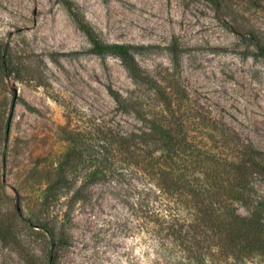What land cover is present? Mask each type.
Here are the masks:
<instances>
[{
  "label": "rangeland",
  "instance_id": "1",
  "mask_svg": "<svg viewBox=\"0 0 264 264\" xmlns=\"http://www.w3.org/2000/svg\"><path fill=\"white\" fill-rule=\"evenodd\" d=\"M69 2L104 41L133 45L153 81L135 80L115 54L93 52L63 0H0V264L234 261L213 219L229 208L252 210L209 174L226 156L264 163V0ZM108 87L128 97L127 110ZM159 122L184 138L173 174L187 192L159 188L138 173L161 166ZM101 129L134 134L140 192L123 203L95 180L89 199L69 209L71 190L52 199V173L72 134L97 146ZM92 168L100 169L97 159ZM249 189L264 196V174ZM30 222L54 228L55 242Z\"/></svg>",
  "mask_w": 264,
  "mask_h": 264
},
{
  "label": "trees",
  "instance_id": "2",
  "mask_svg": "<svg viewBox=\"0 0 264 264\" xmlns=\"http://www.w3.org/2000/svg\"><path fill=\"white\" fill-rule=\"evenodd\" d=\"M63 2L72 20L88 37L93 52L97 54H115L122 60L124 66L135 80L153 81L148 77L149 75L144 74V71L139 66L132 50L133 45L123 42L104 41L92 24L80 13L77 6H73V3L69 2V0H63ZM171 57L172 61L175 62L176 58L173 50ZM153 88L158 90L160 97L166 99L165 89H157L156 86H153ZM108 91L124 110L128 109L130 103L127 96H123L111 87H108ZM162 125L161 122L158 123V127L163 133L165 145L161 148V154L156 156V158H161L158 162L162 167L159 166L160 168L157 171H139L138 173L143 175V177L144 175L151 176V181L159 188L180 189L183 192H187L186 189L175 186L180 179L173 174V163L175 162L173 160L175 156L173 155H175V150L179 151L180 147L183 146L184 138L179 136L180 134L175 128L165 129ZM99 133L101 143L97 144V146L94 141H80L72 134L71 138H69L68 150L60 159L57 169L52 173V199L60 198L65 192L71 190L68 198L69 209L75 203H83L89 199L88 186L95 180L101 179L104 184L108 185L105 189H109L123 203H129L132 200L129 197L132 191L139 190L138 192H140L138 183L134 180L135 176H133L135 175L133 169L140 164L136 163L133 160V156L130 155V149L136 145L134 134L120 131L112 136L108 130L102 129ZM144 134L150 136L151 132H144ZM163 150L166 152L170 151L172 157L164 153ZM96 159L99 161L100 169L92 168ZM80 162L84 163L86 168L83 170L81 167L80 169L83 172L78 174V164ZM216 164L219 170L209 174L211 182L219 186L223 185L224 190L228 191L230 198L245 201V204H249L252 210L248 215H244L236 213L229 208L225 214H217L213 219V227L215 230L217 229L221 236L224 251L227 252V256L231 255L234 259V261L224 262L223 264H241L248 258H256L258 264H264V196H260L257 190L250 191L249 189L253 177L264 174V163L248 155L246 157L226 156L222 158L221 162L219 161ZM78 175H81V177L79 178ZM78 181H80V184H77ZM247 190L252 194L246 200H243ZM139 201L140 198L138 199ZM193 210L200 218H203L202 214L206 212L194 207ZM213 212L211 213L213 214ZM169 215L171 219L178 217L177 212H170ZM30 223L33 226L44 229L52 237L51 241L55 242L56 233L54 228L51 231L44 223ZM58 241L56 240V242ZM210 264L219 263L211 260Z\"/></svg>",
  "mask_w": 264,
  "mask_h": 264
}]
</instances>
